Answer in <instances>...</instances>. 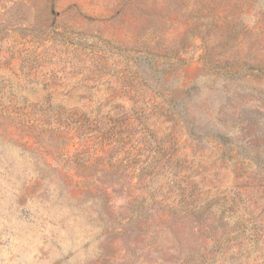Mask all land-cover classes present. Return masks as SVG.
Instances as JSON below:
<instances>
[{"label":"rangeland","instance_id":"1","mask_svg":"<svg viewBox=\"0 0 264 264\" xmlns=\"http://www.w3.org/2000/svg\"><path fill=\"white\" fill-rule=\"evenodd\" d=\"M0 264H264V0H0Z\"/></svg>","mask_w":264,"mask_h":264}]
</instances>
